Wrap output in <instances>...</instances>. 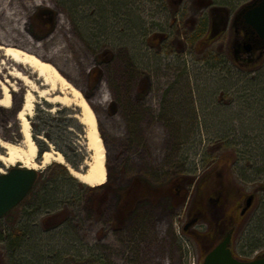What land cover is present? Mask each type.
Segmentation results:
<instances>
[{
    "label": "rangeland",
    "instance_id": "obj_1",
    "mask_svg": "<svg viewBox=\"0 0 264 264\" xmlns=\"http://www.w3.org/2000/svg\"><path fill=\"white\" fill-rule=\"evenodd\" d=\"M248 1L80 0L75 6L66 0H0V44L29 47L35 54L47 56L89 104L104 146V182L120 189L136 177L157 187L169 184L170 190L169 196L155 202L138 203L124 225L115 230L111 220L116 192L108 194L98 213L90 200L100 194V188L77 190L58 179L61 189L74 195L64 207L52 210H65L66 220L58 226L44 227L41 222L39 227L47 213L35 211L32 202L41 192L28 196L12 214L34 229L40 240L37 245L27 241L28 247L16 249L0 240V264H202V256L210 250L203 248L211 240L189 236L183 227L193 202L207 207L206 215L214 225L234 205L229 201L223 211L214 209L208 197L219 183L232 194L239 192V206L247 194L255 195L243 220L237 219L240 225H233L235 256L251 260L256 254L253 247L258 245L264 252V160L257 156L250 163L236 162L220 140L224 136L240 138L244 133L258 136L256 142L264 138L263 47L259 58L238 47L233 50L238 36L232 19ZM211 6L225 7L229 17L223 31L209 41ZM44 8L53 11L51 18L40 11ZM199 29L204 34L189 42ZM155 33L163 37L150 39ZM24 35L38 44H30ZM103 52L106 60L99 61L97 56ZM13 69L40 89L48 86L30 67L0 50V81L7 79L14 87H8L10 106H0V139L17 143L21 136L16 111L27 86L11 74ZM95 69L98 78L91 84L90 73ZM57 87L48 96L68 93ZM33 95L29 122L37 108L54 114L64 106L38 92ZM68 106L82 119L80 106ZM55 115L56 120L46 127L54 139H45V145L59 151L55 141L64 133L74 142L67 156L78 171H85L92 158L88 126L83 124L80 134L69 127L73 130L66 134L61 115ZM40 155L37 146L38 158ZM16 164L21 163L0 160V172ZM48 164L37 170L43 171ZM44 180L47 177L42 176ZM206 225L201 219L193 230L205 232ZM4 226L0 225L3 236Z\"/></svg>",
    "mask_w": 264,
    "mask_h": 264
},
{
    "label": "trees",
    "instance_id": "obj_2",
    "mask_svg": "<svg viewBox=\"0 0 264 264\" xmlns=\"http://www.w3.org/2000/svg\"><path fill=\"white\" fill-rule=\"evenodd\" d=\"M66 1L70 2L71 5L76 6L80 0ZM155 34H152L150 39H154ZM203 34V30H196L189 42H196ZM181 43L182 42L179 44L181 45ZM105 53L106 52L100 53L97 56L99 61L106 60ZM90 78L91 84L96 81L98 78L97 69L90 73ZM140 92L142 94V89H140ZM244 102H247L246 98L244 99ZM45 104L46 107L51 108L49 103L46 102ZM74 110L75 109L68 105L61 106L54 112V114L51 113V110L49 109L37 108L35 110L29 123L31 126V134L37 146L39 147L40 152L48 149L44 143L45 139H54L51 131L46 127L49 121L56 120L57 116L55 114L61 115L60 119L66 126V129L63 127V130H65L64 132L66 134L70 133L74 128L79 131V134L83 132L84 126L81 128L83 124L80 122L79 117L73 112ZM69 127H73V129ZM58 137V139L56 138L57 141L54 140L55 143L57 142L59 145L57 150L63 154L68 164L77 170V164L66 154V151L73 147V140L64 133ZM256 137L258 136H250L249 134L244 133L240 138H237L236 135L230 139L227 136H224L221 137L220 140L222 142L221 145L226 146V149L232 151V155L236 159V162L243 160L244 163H250V160L252 158H256L257 156H261V159L264 160V138L262 141L256 142ZM218 139L219 138H216L217 141H219ZM42 176L47 177V180L41 181ZM49 178L52 182H49ZM58 179L63 180L65 183L76 186L77 190H82L83 188L87 190H95L96 188H100V194L98 193L97 197H94L90 200L91 207L94 205L97 208L98 213L100 211L99 206L106 202L108 194L116 192L117 202L115 204V209L111 220V227L115 230L120 229L124 225L127 216L135 211L138 203L141 201L147 200L150 202H155L162 196L170 195L169 184H165L162 187H157L146 181H140L136 177H134V179H132L127 185L120 189L114 188L113 185L108 182H104L95 187H89L74 177L69 172L68 166L66 164L64 165L60 162H51L45 167L43 171H38V178L33 188L20 202L22 203L28 198V196L32 197L36 195L37 192H41V194L36 196V199L33 198L34 202H32L35 211L44 210L47 213V215L44 216L42 220H39V227H42L40 224L41 222L43 223L44 227L46 225L58 226L60 223H63L66 220L67 215L65 210L60 209L57 210V212L52 210L64 207L67 201H71L74 198V195H71L70 193L68 194V191L64 192L61 189L62 186L61 183L58 182ZM14 209L15 208H13L3 218L0 219V225H5L3 227V231L5 233L4 236L2 235V230L0 229V240L6 241V243L13 247L12 249H16L17 247H28L29 244H27V241H30L29 243L32 242V244H36L40 238L37 236L35 230L29 228L27 224L22 223L19 216L13 215L12 212ZM6 219L8 220L5 221Z\"/></svg>",
    "mask_w": 264,
    "mask_h": 264
},
{
    "label": "bare ground",
    "instance_id": "obj_3",
    "mask_svg": "<svg viewBox=\"0 0 264 264\" xmlns=\"http://www.w3.org/2000/svg\"><path fill=\"white\" fill-rule=\"evenodd\" d=\"M19 30L21 32L23 31L21 28H19ZM24 36V39L30 44H38L28 35ZM0 50H2L4 55L8 56L14 62L30 67L32 71L36 72L38 77L42 79V83L48 86L47 88L40 89L32 79L20 70L13 69L11 72L15 78L21 80L24 85L27 86V89L23 94L22 106L16 114L21 139L17 143L0 139V149L2 148L4 150V153L0 152V160L6 159L11 164L14 162H20L24 167L35 169L42 167L53 160L65 163L62 153L52 148L45 150L40 155V161H36L37 146L31 134L28 116H30L33 111V92H38L39 95H45L44 97L48 101H58L64 105L73 103L83 109V115L82 119L80 118V122L88 126L89 147L92 150V158L86 163L87 169L85 171L81 172L67 165L68 170L74 177L86 185L96 186L104 183L106 179L104 146L96 128L94 113L82 96L80 90L67 80L58 67L48 60L49 58L47 56L35 54L29 49V47L21 48L0 44ZM56 84L61 92H63L62 89H67L68 93H66L67 91H64L62 95L54 94L48 96V94L55 89ZM9 85L14 89L7 79L0 81L2 94V97L0 98V106L5 108L9 107L11 104V95L8 89ZM1 172L3 171L1 170Z\"/></svg>",
    "mask_w": 264,
    "mask_h": 264
},
{
    "label": "flooded vegetation",
    "instance_id": "obj_4",
    "mask_svg": "<svg viewBox=\"0 0 264 264\" xmlns=\"http://www.w3.org/2000/svg\"><path fill=\"white\" fill-rule=\"evenodd\" d=\"M177 1L180 2L182 0H177ZM261 2L262 0H249L245 4H242L240 10L236 13L234 18L232 19V23L236 29V35L238 36L237 39L234 41L233 50L236 51L235 49L238 47L244 52H246L244 50V47L246 46L245 44L247 42H250L251 50L249 52L252 53L253 58L256 55L258 58L261 56L262 51L264 50V38L260 37L257 34V32L245 22L244 14L246 13L247 10L258 7ZM209 4H210V1H209ZM228 17H229V12L227 11L225 7L211 6L210 8L211 25L209 26L208 32L206 34L208 36L209 41L216 38L223 31V28L226 26L228 22ZM217 30H221V31H219L218 33ZM161 37H163V34L162 35L155 34L154 38L160 39ZM164 37L167 38L168 35L164 34ZM261 46L263 47L262 48L263 50L259 51V48ZM262 188H264V184L262 185ZM200 190H201V186L198 187L197 196L201 195ZM238 194H239L238 191H235V194L234 193L232 194L227 189V186L223 185V183H219L218 186L215 187L214 190L209 194L208 198L211 202H214L212 206L214 207L215 210L223 211L222 209L226 208V204L229 203V201L234 202V205L231 206L229 210L226 208L227 210L225 209L221 213V215H219V218L215 225L214 223L210 221L208 215H206L207 207L199 202H195V204L193 202L192 206L190 207L188 211L189 219L185 223V225L188 223V225L185 228V232H187L189 236L195 235L196 237L202 236V237L209 238L211 241L210 243L206 244V246L203 248L204 250L213 248L219 241L224 239L226 236H229L228 246L230 250L232 251L233 255L235 256L231 248V245L233 242V232H234L233 225L234 224L240 225L245 214L252 207L254 203V199H255L254 194L252 193L247 194V196L244 198V202L242 206H239L242 196H240L239 198ZM203 198H204V195H203ZM201 219L205 220L207 224L204 230L205 232H198L196 230H193V226L196 225V223ZM237 219L241 221H237ZM253 248L256 254L252 257V259L264 257V252L260 251V249L262 248L261 245L254 246ZM201 254H202V251L200 250V255ZM204 256H202V261H203Z\"/></svg>",
    "mask_w": 264,
    "mask_h": 264
},
{
    "label": "water",
    "instance_id": "obj_5",
    "mask_svg": "<svg viewBox=\"0 0 264 264\" xmlns=\"http://www.w3.org/2000/svg\"><path fill=\"white\" fill-rule=\"evenodd\" d=\"M40 11L47 14L48 18H51L53 14V11L49 8H44ZM244 18L245 22L253 28L260 37L264 38V0H262L258 7L247 10L244 14ZM245 45L244 50L249 52L251 50L250 42H247ZM21 106L22 104L19 109ZM44 151L45 150H43L42 153ZM38 157L39 156L36 158L37 162L40 161ZM37 178V169L24 167L22 164L12 165L7 170L0 172V219L27 196L33 188ZM187 225L188 223L183 229H185ZM228 243L229 236H226L205 254L202 264H264V257L251 260L236 258L230 250Z\"/></svg>",
    "mask_w": 264,
    "mask_h": 264
}]
</instances>
